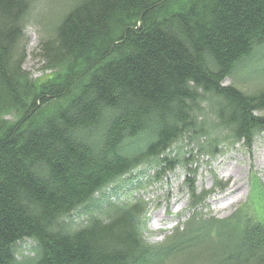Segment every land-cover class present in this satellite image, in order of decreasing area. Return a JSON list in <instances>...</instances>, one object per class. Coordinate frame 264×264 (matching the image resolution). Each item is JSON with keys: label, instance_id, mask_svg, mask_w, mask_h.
<instances>
[{"label": "trees", "instance_id": "obj_1", "mask_svg": "<svg viewBox=\"0 0 264 264\" xmlns=\"http://www.w3.org/2000/svg\"><path fill=\"white\" fill-rule=\"evenodd\" d=\"M39 2L0 0V264H264V185L218 218L189 178L264 136V0H77L34 79ZM177 168L188 215L148 242L147 203L113 197Z\"/></svg>", "mask_w": 264, "mask_h": 264}, {"label": "rangeland", "instance_id": "obj_2", "mask_svg": "<svg viewBox=\"0 0 264 264\" xmlns=\"http://www.w3.org/2000/svg\"><path fill=\"white\" fill-rule=\"evenodd\" d=\"M76 1L40 0V4L32 12L26 27L28 46L24 69L28 70L34 79H46L51 75L50 71L43 70V63L37 53L40 38L53 33L52 26L58 23ZM228 83L229 80L226 81V84ZM6 119L13 120V116L7 115ZM224 148L226 150V147ZM199 158L194 159L198 161V167H191V170L197 173L195 177L190 174L189 178L193 179L199 191L203 189L206 194L201 212L226 218L238 207L248 203L256 207L257 214L261 212L263 201L260 188H256V185L259 182L264 185V136L249 145L232 146L215 158ZM129 181L131 183L120 192L121 194L115 195L113 200L130 195V198L145 201L148 212L145 239L151 243L163 241L179 219L186 214L190 188L187 185L185 170L177 168L173 173L164 170V173H160L159 180L148 176L140 180L139 175H133ZM133 185L138 189L134 190ZM159 218L164 219L157 223L159 225H155Z\"/></svg>", "mask_w": 264, "mask_h": 264}, {"label": "bare ground", "instance_id": "obj_3", "mask_svg": "<svg viewBox=\"0 0 264 264\" xmlns=\"http://www.w3.org/2000/svg\"><path fill=\"white\" fill-rule=\"evenodd\" d=\"M157 217H158V215L156 216V218H157ZM163 219H164V218H159V219H157V220H156V223H154V224H155V225H159V224H157V223H158V222H162Z\"/></svg>", "mask_w": 264, "mask_h": 264}]
</instances>
